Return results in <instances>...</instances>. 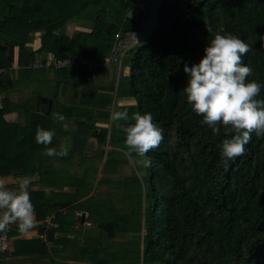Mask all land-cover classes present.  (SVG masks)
I'll return each mask as SVG.
<instances>
[{"label": "trees", "instance_id": "obj_1", "mask_svg": "<svg viewBox=\"0 0 264 264\" xmlns=\"http://www.w3.org/2000/svg\"><path fill=\"white\" fill-rule=\"evenodd\" d=\"M131 7L129 0H0V179L36 174L35 183L47 186L30 192L40 232L47 215L54 213L56 230L67 233L81 223L75 213H85L83 221L97 233L88 235L78 250L70 249L69 257L76 260L264 264V137L253 132L245 152L223 163V130L213 135L181 91L186 84L184 64L197 62L210 38L206 24L213 29L223 26L245 39L251 47L243 61L253 69L248 79L264 82V0H164L159 24L127 52L132 64L118 80L114 96L113 83L96 85L87 80L88 70L79 67L54 69L58 77L47 114L36 108L37 94L20 103L11 99L13 89L25 85L34 71L45 70L31 66L35 53L81 54L97 60L109 54L116 32L139 29L140 20L128 15ZM73 20L87 30L58 32ZM36 31L40 46L30 50L26 43ZM68 86L71 93L62 101L58 97ZM128 96L135 102L118 104L119 97ZM258 98H264V89ZM121 110L130 117L150 112L162 129L159 145L146 154L147 165L144 158L129 153L124 133L116 126L131 119L109 123L111 113ZM8 112H17L23 123L6 121ZM57 112L64 115L63 122L55 118ZM38 127L55 131L50 145L36 143ZM91 138L102 146L96 151L100 158L106 154L103 168H114L128 157L141 158L143 177L132 172L130 180H99L108 189L104 197H96L95 169L86 165L80 173L71 170L75 158L79 164L86 161L84 149ZM61 145L69 148L66 156L45 154L46 147ZM104 146L111 149L106 152ZM119 233L134 236L117 241ZM30 242L43 245L38 239L24 244Z\"/></svg>", "mask_w": 264, "mask_h": 264}, {"label": "clouds", "instance_id": "obj_2", "mask_svg": "<svg viewBox=\"0 0 264 264\" xmlns=\"http://www.w3.org/2000/svg\"><path fill=\"white\" fill-rule=\"evenodd\" d=\"M210 38L203 48V55L197 62L183 66L186 84L181 90L192 111L201 116L213 135L223 139L219 145L223 163L245 152V145L252 139L264 137V98H258L264 82L249 80L253 69L244 63L243 56L250 51V44L240 36L227 31L223 26L215 29L206 24ZM57 120L63 122L62 113H54ZM113 122L132 123L116 126L124 133V144L129 153L144 158L147 165L150 160L146 154L157 147L163 138L162 129L154 121L150 112H135L129 116L127 110L113 111ZM63 127H67L62 123ZM55 131L38 127L35 132L37 144H51ZM69 148L61 145L46 147L47 156H66ZM30 181L23 179L16 188H9L0 182V231L15 223L20 233L29 231L34 225V205L30 198Z\"/></svg>", "mask_w": 264, "mask_h": 264}, {"label": "crops", "instance_id": "obj_3", "mask_svg": "<svg viewBox=\"0 0 264 264\" xmlns=\"http://www.w3.org/2000/svg\"><path fill=\"white\" fill-rule=\"evenodd\" d=\"M129 1L130 3H132L133 6V2L135 0H129ZM82 24H83L82 22L77 20L69 21L66 24V26L60 28L58 32L64 33L66 35H71L75 31L79 30L77 28V25H82ZM39 46H40V32L36 31L31 35L30 39L26 43V47L30 50H36ZM47 54L50 53L48 52L45 54L35 53L34 61L46 56ZM41 69H45V70L34 71L30 76V78H27L25 79V81H23L25 82V85H21L20 87L17 86L15 89H13V92L11 94L12 100L20 103L21 100H26L27 98H30L34 94H37L38 98L46 97L47 99H50L49 96H51L52 94L51 88L56 82L58 76L55 74L54 69L51 68H41ZM121 69H122V65L120 66L119 70ZM128 71L129 68L126 69V74L128 73ZM107 73H108L107 66L99 68L98 76L96 79L101 78L102 75H105V78H107L108 77L106 76ZM108 78L109 80L112 79V77H108ZM95 80H93V82ZM96 85H102V83ZM65 92L66 93L64 95H60L58 97L62 101L65 97L69 96V94L71 93V87L68 86ZM2 97L3 95L0 93V105H1ZM125 100L129 101V103H133V101L135 102L134 98L129 96L119 97L117 99V102L119 101L120 103V102H124ZM114 103H115V98H113L112 106H114ZM37 105L38 104H36V108ZM4 119L9 122L19 121L20 123H23V118H19L17 112H8L4 114ZM23 177L6 176L1 178L0 182H2L5 186L6 185L10 186V188H16L19 182L23 179H28L29 181H35L38 178L36 174L25 175ZM36 185L37 183L30 184L29 191L30 192L37 191L38 189L36 188L37 187ZM47 189H48L47 187L43 188V190H47ZM60 210L62 209H59L58 211ZM75 214L76 216L85 217V213H81L80 211H77ZM53 217H54V213H52V215L50 214L45 217L44 219L45 227L43 228V232L39 231V226L41 224V221L36 218L35 211H34V225L29 231L25 233H20L17 230V227L15 226L12 235L9 239L8 247L4 252L2 264H93L89 261H80L73 259L68 255L71 248H73L75 251L76 249L78 250L79 246H82L85 243H87L86 239L89 238L88 235L90 234L87 233V230L88 229L91 230V227L88 228L86 226H89L91 224L88 222H85V224H83L84 223L83 221L79 225L78 224L74 225L72 227L74 230L73 234H70V236H68L67 233L56 230L55 227L57 226V224L53 223L51 219ZM48 226H53L55 228L54 238L52 242L47 241L45 237V230ZM92 230L94 231V229ZM93 235H95V233H93ZM62 236H65L68 239L65 240V242L60 241L56 243L55 239L60 238ZM37 239L41 243H43V245L37 246L38 244H36L35 242H30L28 246L24 244L26 240L32 241ZM65 243H67V245H65ZM30 249L32 251L29 254L28 253L25 254Z\"/></svg>", "mask_w": 264, "mask_h": 264}, {"label": "rangeland", "instance_id": "obj_4", "mask_svg": "<svg viewBox=\"0 0 264 264\" xmlns=\"http://www.w3.org/2000/svg\"><path fill=\"white\" fill-rule=\"evenodd\" d=\"M77 28L79 30H87V25H84V23H83L82 25H77ZM137 42L140 43V42H142V40H137ZM135 45H133V46L135 47ZM133 52H134V50H133ZM131 56H132V54L130 51L126 55V57H124L123 62H122V69L119 71H118L117 67H115V66H111V65L107 66L108 73L106 74V76L112 77V79L109 80L108 77L105 78V75H102L101 78L96 79L94 81V83H96V84L102 83L103 85L113 83V85H114L113 96H114L118 80L120 78L121 79L123 78V76L126 74V69L129 68L130 64H132V60L131 59L129 60V58H128ZM126 64H128V65H126ZM133 103H134V101H133ZM112 104H113V101H112ZM118 104H130V103H129V101L125 100L124 102H120V103L118 101ZM110 122H111V119H109V123ZM97 125H101V124L97 122ZM101 148H102V146H100V145L98 146L94 138L89 139V143H88V145H86V147L84 149V152H86V155H87L86 161L82 162V164H79L77 158H75V160H76L75 165L71 166V170L75 171L76 173H80L83 170V167H85L86 165H90L95 169V171H94L95 173H93V176L95 179L93 182V186L95 188L93 191L96 193V197H100L101 194L104 197L103 192L106 189H108V184L102 183L99 180H108V179H112L113 181H117L119 179L130 180L132 172H137L139 177H141V178L143 177L142 176L143 170H142V167L139 165L140 164L139 162H141V158H135L134 159V158L128 157L127 162L120 161L116 164V167H114V168H110V169L107 167L103 168L104 159L106 158V154L100 158V156L96 152L97 150H100ZM103 148L106 149L105 150L106 152L109 149H111L109 146H104ZM119 150H122V149H119ZM138 166H139V168L141 167V169L137 170ZM68 168H69V165H68ZM36 180H38V178ZM36 180L30 181V184H35L34 182H36ZM36 186H37L36 188L38 190L47 187V186H41L40 184H37ZM113 187H114V185H113ZM37 189H35V190H37ZM119 206L121 208H123V207H125V204H121ZM83 224H85V222ZM86 227H88V228L91 227V230L88 229L87 233H90V234H93V233L96 234L97 233V229L93 225H89ZM93 227L95 228L94 231L92 230ZM67 234H68V236H70V234H73V230H71V228H69ZM133 236L134 235L131 233H119V235L117 237V241H121V239L128 240L129 238H133Z\"/></svg>", "mask_w": 264, "mask_h": 264}, {"label": "built area", "instance_id": "obj_5", "mask_svg": "<svg viewBox=\"0 0 264 264\" xmlns=\"http://www.w3.org/2000/svg\"><path fill=\"white\" fill-rule=\"evenodd\" d=\"M148 0H135L132 9L129 10V17L139 19L141 21L147 7ZM133 11V12H132ZM131 34V32H129ZM137 39L131 35L122 34L121 31L115 33L113 43L109 54L104 56L101 60L95 59L93 56H84L81 54L66 55L64 57H56L51 53L35 60L31 66L34 68H79L85 67L88 70L87 80H95L98 76V70L105 66H116L118 71L120 69L123 57L136 43ZM12 224L0 233V264L3 261V253L9 244V232Z\"/></svg>", "mask_w": 264, "mask_h": 264}, {"label": "water", "instance_id": "obj_6", "mask_svg": "<svg viewBox=\"0 0 264 264\" xmlns=\"http://www.w3.org/2000/svg\"><path fill=\"white\" fill-rule=\"evenodd\" d=\"M164 0H148V7L140 21L139 29L136 31L131 32L132 37L138 39L143 38L147 35V33L155 28L160 21L159 11L161 8V5ZM37 109L41 113H48V109L51 105V99H47L46 97H40L37 99ZM113 108V107H112ZM84 220V216H81V223ZM55 233V228L53 226H48L45 230V237L46 240L49 242L53 241Z\"/></svg>", "mask_w": 264, "mask_h": 264}]
</instances>
